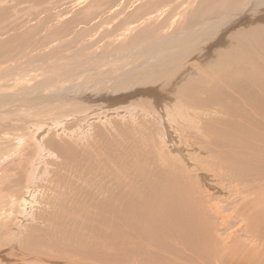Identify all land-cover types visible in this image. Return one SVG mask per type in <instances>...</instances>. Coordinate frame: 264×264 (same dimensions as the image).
Returning a JSON list of instances; mask_svg holds the SVG:
<instances>
[{
	"label": "bare ground",
	"instance_id": "bare-ground-1",
	"mask_svg": "<svg viewBox=\"0 0 264 264\" xmlns=\"http://www.w3.org/2000/svg\"><path fill=\"white\" fill-rule=\"evenodd\" d=\"M232 1L237 0H217L215 6H211L210 8L209 12L212 13L215 8L222 10L225 5L230 4V11L222 14L224 16L221 15V19H230L234 11H237L238 14H240L237 21L221 23V29L215 28L218 26V23L216 22L219 21V18L214 16L206 21H201L202 18L199 21L196 19H188L187 25L191 28L185 26V22L184 27H181V29L176 28L170 32L168 31L169 33L163 34L160 30L165 27V22H167L168 19L169 21L173 19L172 15L167 18V12L164 14L163 21L159 22L161 19L160 16L163 14L156 16V23L151 24V27L145 31L137 33L131 39L130 45L123 46L121 51H118L120 53L117 52V54L114 56L115 59H121L125 57L133 58L134 56L131 55L135 54L137 51H139V54L144 51H155L156 53L149 60H142L139 65H135L134 62L128 61L125 64V69L128 68V70H125L126 72L124 74L116 75V80L114 83H112V80L115 77L114 75H112L113 78L111 82H108L110 91L113 93L115 87H118L119 76H124V78L121 80L123 87L118 91H121L122 93L126 91L138 92V94H136L134 97L139 98L136 100L137 104L134 105L139 106L137 101H141V103L146 104L143 107L144 114L141 116V118H130L129 121L124 119L128 117L123 116L117 122L119 130H111V133L105 129L104 124L90 123L88 119L79 120V114L77 115L76 110L79 109L81 104H84L86 100L98 102V104L95 103L97 106L94 103V105H85V108L92 107L93 105L94 109L96 110L97 107L99 108L101 105L111 100L110 97L113 96V94L111 95L110 93H104V97H98L99 95H102V92L99 91L95 93L92 91L88 95L84 94L86 97L84 95L82 96L84 92H79L78 94L80 100L77 102L78 106L75 108L69 107L66 110H62V112L58 114L54 120L40 122L38 120L42 118V116H39L36 119L37 122L30 123V126L34 127L33 129L36 128L33 137L34 142L39 145V148L37 153H35L34 160L31 162L29 173L23 176V178L20 176L17 180H12L11 187L7 189L9 192L8 199L11 200L12 204L13 201H15L13 205L18 206L19 212L16 214L15 219H13V221L17 223L16 232L10 233L8 235V233L5 231L3 235L5 236L3 239V245H5L6 248H4L2 255L4 254L3 256L6 260L10 261L12 258L25 260L20 258V253L31 251V254L28 253L27 256L32 255V259L30 260H33L34 263L29 264H75L73 262L75 259H80L78 264H90L94 262H96V264H98V262L101 264H110L112 261H115V255H120L118 256V260L121 261L123 260V257L125 258L127 256V254L132 253L135 255L139 253V251H135L139 248H145L142 252L149 253L152 251V244L157 242L159 249L157 248L156 251L150 253V255L152 254L154 256V258L151 257L152 259H149L150 263L175 264L170 258H168L166 252H170L171 255L175 257L180 255L178 247L181 242L182 247L188 249L189 253H191L193 257H195V255L202 256L204 262L208 259L205 262L206 264L208 262H210V264H261L260 255H262V251L260 252L257 248L251 246H243L242 248V246L238 247L233 245L228 247L226 244H224L221 235L218 234L217 230L215 229L216 224L214 223L216 222V218L221 216V213L218 214L219 209L222 210L223 208L214 207V209V205L217 206V204H220L217 201H214L213 198H211L209 201H211V203L214 205L208 206L209 203L207 204V202H205L207 193L204 189L205 185L198 186L199 183L196 180L193 181L194 184H192L190 178L183 177L185 170H189L191 161L195 163V161L192 160L186 153L182 152L183 150L186 151V147L181 145L182 153L180 155L175 154L176 150L179 151L176 149V145L178 144L179 133L181 130H186L188 133L190 132V137L192 138L197 137L199 130H202L204 144L199 143V139L197 138L199 144L191 145V147H204L207 144L211 146L213 143L212 141L215 142L218 148L221 145V155L215 159L217 160L216 167L221 169V166H223L226 160H228V163H241L244 167L249 165V163L246 164V162L250 161H256V163L259 162V164L264 163V157L256 154L254 155L249 152L250 149L257 151L258 154L264 152V138L259 134L258 136L253 135V139H249L243 143H240L238 147H235L239 149H232L229 152L225 151V149L226 146L229 145V141L234 140L233 136H227L226 138L222 136L221 140L223 142L218 144V138L223 131H229L237 134L235 129L242 125L240 121H237L238 117L246 118V120L251 123L256 118V115L251 111V109L255 105L260 106L263 102L262 98H264V17L256 15L257 12L261 11V13L264 14V4H261L258 0H247L240 8H237L236 5L231 4ZM45 2L46 0H17L15 7H7L5 6V2L0 0V30L5 29L4 27L7 25L9 26L10 31H14L17 28L13 27L12 22L16 20V14L19 16L18 12L22 11L23 9L30 10L31 7H37L38 9V7L42 6ZM24 4H26L28 7H24ZM193 15H195V12H190L188 14L189 18ZM246 15L250 16V18L248 19ZM77 18L79 19L80 17ZM254 18L259 20L252 22V19ZM260 20L263 22L260 23ZM79 21H76V23H79ZM236 22H247L246 27H243L244 30H246L245 37L237 35L241 33V29L239 30L240 33L234 34L236 35V38L224 36L225 33L231 30L229 29L230 23ZM84 23H86L85 18L83 19L82 24ZM173 25H175V22ZM227 26L228 31H226ZM253 26L260 28L257 31L258 34L256 33L257 35L253 34L255 36H252L250 33L251 27L253 29ZM63 31L64 30H62V32ZM29 35L30 33L27 32L21 36L15 35L14 37H6L5 42L9 44V47L12 46L14 50L17 51V53L23 52L28 48L30 49V47L33 45L38 47L36 46V43L33 39L28 38ZM217 35L218 37H216ZM188 40L194 41L190 44V48L186 49L184 53L181 47L177 48L178 50L176 56L177 58L179 57V59L176 62L171 63L170 61L161 63L156 60L163 57L160 56L159 53L164 54V49L171 45L178 46L179 44ZM38 41L40 42V40ZM198 41L200 42L198 43ZM140 42L142 44H140ZM22 44L23 46H16ZM9 47L4 48L2 41H0V54L1 52L4 54L8 53ZM110 48L111 47H109V49ZM99 49H96V52L88 56L87 59L85 58L75 63L84 64L92 60H98L99 63L95 65V68L93 70H88V72L95 71L94 74H100L98 69L105 66V64H112V61H115L112 55L116 52L114 53L113 51L108 50L109 54L106 55L102 50V52H100ZM197 54L199 55L197 58H195ZM254 55L258 56L259 59H257L255 62V68L250 70L252 66L250 58H252ZM34 57V55L31 56V59ZM21 58H23V56L20 57V59ZM25 58L26 57L24 56L23 59ZM228 58H231L232 61L240 60L244 62L243 67L239 66L236 62L232 64V75H234V78L231 80L222 78V75L220 74ZM105 59L106 61L102 62ZM31 61L34 62V60ZM44 63L45 61L42 63L40 62L37 66V69H41ZM160 68L161 70L159 71L158 69ZM58 69H60V67L55 66V69H50L49 71V73L52 74L46 76L40 75V77L35 79L30 78V73L34 72L35 70L26 69L20 74H13L14 77L16 76L15 80L10 81L9 79H5L3 83L8 85L7 91L10 92L13 89L12 87H15V91L7 93L5 100L0 98V109L5 108L9 103H17L18 106L14 105V107L17 108L20 113H27L28 115L38 113L39 110H41V107L36 106H41L43 103V93L52 86L61 83V79L59 77L58 78L60 80L57 77H53L59 73ZM134 70H139V76H141V78L135 79V82L131 81L129 77V73H135ZM157 71H159V73H155ZM252 71H255V74ZM207 74L208 76H219L220 80L218 84L214 85L211 83L208 80V76H206ZM147 75L148 78L146 77ZM154 77L160 79V82L155 81ZM8 81L11 83H7ZM151 81H154V85H150ZM96 84L101 83L99 81ZM218 85L220 86L217 88ZM212 90H214V92L210 93L206 100H197L196 97L193 98V95H198L199 92H211ZM92 94H95L96 96L92 97ZM55 95H58V93H55ZM141 98L143 101L139 100ZM147 99L151 100V104L147 101ZM23 101L31 103V106L25 104ZM23 103L27 106H25ZM213 105L220 106L223 116H217L216 119L211 117L208 123H203L201 124L202 127H199L197 124H200L199 122L205 119L208 113L213 111L210 108ZM61 106L67 107L65 103H62ZM150 106H153L152 111ZM32 108H35L33 112ZM100 109H102V107ZM183 109L185 110V116ZM193 111L198 115H203L204 118L197 117V119L195 116L189 114ZM121 113L122 112L119 114ZM64 117H68L66 121H69L73 118H78L77 124H69L67 125V128H64V121H62ZM133 125L137 130L144 128V131L136 134L138 136L137 139L131 140L129 134L131 133L130 131L132 130ZM51 126L57 127L58 132L60 133L61 131V133L66 137L69 136L68 133H72L71 135L75 137L72 139H60V135L58 134L59 136L56 135L58 136V140L55 138L47 139V148V146L43 144L44 142L41 144V138L43 139L42 136L45 134L44 133L41 135V133L45 131L47 132V130L49 131ZM21 127L23 128L25 126L22 125ZM125 127L126 132L122 130ZM88 128H91L92 131ZM240 132H243V128L240 129ZM247 132L249 135L253 134L252 129H249ZM23 135L27 136V133H24ZM37 136H39L41 142L36 140ZM258 140H261L262 143L259 145L254 144ZM167 141H172L173 144L170 145L167 143ZM95 142H99V148L93 146ZM151 144L155 146L156 153H152L153 150L150 148ZM232 145L237 144L234 142ZM83 147H85V152L78 150V148ZM50 148L53 152L50 151ZM48 151L52 157H59V159H62V164L59 165V168L63 170L66 177L70 176V173H67L70 171V169L78 173V179L80 178L81 180V182H79L81 184L79 185L82 186H78L77 184L72 185L71 181L66 180L64 176L62 182L63 187L68 188V193L71 191L75 192L73 201L70 202L69 199L66 200V198L69 196L67 193H65L66 191H61L60 194L57 193L53 200L58 201L60 205L57 207L55 202H51L49 204L48 210V214H50V216L46 217L48 215H46L47 212L36 215L35 206L33 209L32 207L36 203L35 195L38 191L36 190L38 186L35 184L38 180H40V176L45 169V165L47 164L43 161ZM95 153H99V155L95 156ZM102 154H106V156H103L105 157V160L102 158L103 160L100 161V156ZM216 155L219 154L213 153V156ZM81 157L85 158V161H83ZM109 158L112 160V164L111 162L109 163V166L112 169L107 166V159ZM129 158L131 159L128 161ZM146 159L149 160V165L147 160L146 164L144 163L142 167L140 166V170L143 172H136V170H134L135 167L133 166H137L138 162L143 163ZM151 160L158 164L160 162L164 164L161 163L160 168L156 170ZM75 164H80V166L84 165L82 169L85 170L87 168L88 170L83 172L80 168L76 169L74 166ZM195 164L198 165L197 163ZM69 165H72L70 169ZM212 165L214 166L215 164H211L210 166ZM151 166L153 167L152 171L150 170L152 168ZM119 168L124 171L123 173L128 174L125 176L127 178H123L122 181L120 179ZM154 170L156 171L154 172ZM174 170H176L178 174L176 171L174 172ZM55 174L56 172L54 175ZM228 174L229 172H227V175ZM89 175H92V180L90 181L88 180ZM142 175H145V178L140 177ZM55 177L57 178V176ZM138 178L143 183H138ZM85 182L89 184H86ZM41 183L40 185L46 187V183ZM111 186H116V188H121L122 190L124 189L126 191L125 195H120V193L116 194V199L119 206H133L135 209L134 211L140 212V219L145 220V229L148 230V233L142 237L145 238L144 241H141V236L134 237L130 240L128 239L129 241H125V247H128V250L125 251V249L122 248L123 250L118 251L119 254H113L112 252L113 255L110 253L107 254L106 252H99L101 245H103V248L110 250L111 246H113V243L110 239H107L106 241V238L102 239L100 237H96L95 240L98 243L94 244L93 246L92 244H89L87 240L91 237L97 236V233L95 234L87 231L86 236H82L80 234L83 230H86L84 222L96 225V220H94L95 218H91L93 215H97L93 213V210H97L98 215L101 216V209H103V206L106 207L112 202L114 204V201H112V195L114 194L112 193L113 189ZM55 188L59 189V187ZM103 192L104 195L109 198L110 202L106 203L100 201L101 197L104 196L102 194ZM63 194L66 198H63ZM81 196L85 197L86 203L88 204L79 199ZM28 199H32L34 202H30ZM252 202H255V204L251 203V205H255L257 208L251 206V209L255 208L254 210H258L261 206L259 211H264V207H262L264 206V194L261 195V193H259L255 196V198H252ZM77 204H79V207H77ZM119 206L116 205V209H120ZM207 207L212 208L214 211L208 210ZM237 207L238 206H233L229 209H233V213L237 214L238 216L237 212L240 209ZM10 208L11 207L9 206V209ZM12 209L17 210L14 208ZM241 210L239 216L242 215ZM244 213L246 212L244 211ZM75 214L82 216L81 218L83 220L80 222L78 219H75L76 223L70 225L72 221L69 219H72V216H75ZM261 214H263V216L260 217L259 220H262L261 224H264V212ZM35 216L37 218H40V216H42L41 218L45 217L43 224H45L46 220H53L55 223L51 225L45 224L43 225L44 228L37 227L36 225L30 223L32 222V219L35 218ZM101 219L102 216L98 219V221ZM113 219L114 218L111 220ZM240 220L242 221V218H240ZM108 221L110 222V220ZM222 224L223 220L220 218V225ZM72 228L74 229L73 231ZM250 229L257 239L263 240L262 233L264 230L258 229L256 226H250ZM151 232L155 233L152 235V237L149 235ZM117 233L118 232L115 231V234ZM120 233L122 234V232L119 231V234ZM38 235L40 238L37 237ZM14 237L18 238L16 243L14 242ZM228 237L229 234L226 236V238ZM121 240L123 241L127 239L123 238ZM52 241H55L56 243ZM63 242L66 246L72 247L71 250L69 248L70 251L58 244ZM85 243L86 248L84 247ZM139 243H141V245ZM183 251L185 253L184 249ZM57 255H60L59 257L62 260H56V257L54 256ZM160 256L165 257L166 260ZM185 259L187 260V264H191L190 257L186 253ZM193 260L195 259L193 258ZM204 262L194 261L193 264H203ZM15 263L19 264L17 261ZM21 263L24 262L21 261ZM113 264L116 263L113 262Z\"/></svg>",
	"mask_w": 264,
	"mask_h": 264
},
{
	"label": "rangeland",
	"instance_id": "rangeland-1",
	"mask_svg": "<svg viewBox=\"0 0 264 264\" xmlns=\"http://www.w3.org/2000/svg\"><path fill=\"white\" fill-rule=\"evenodd\" d=\"M1 1H4L5 6L7 7H10V6L15 7L16 2H17V0H1ZM216 1L217 0H64V1L46 0V2L42 6H39L38 9L37 7L36 8L31 7L30 10L23 9L22 11L18 12L19 16L18 14H16V20L12 22L13 27L17 28L14 31H10L9 26L7 25L4 27L5 29L0 30V41H2L4 48L9 47V44L5 42L6 37L8 38L11 36L14 37L15 35L21 36L27 32L30 33L28 38L33 39L34 42L36 43V46H38V47H35L33 45L32 47H30L31 50L28 48V49H25L23 52H19V53H17V51H15L14 48L11 46L8 49V53L4 54L1 52L0 54V73H1L0 74V82H1L0 83V98L5 100L6 99L5 96H7V93L15 91V87H12L13 89L10 92L7 91L8 85L3 83L5 79H9L10 81L15 80L16 76L14 77L13 74H17V73L20 74L26 69L35 70L34 72L30 73L31 75L30 78L35 79V78L40 77V75L46 76V75L52 74V73H49L50 69H55V66H58L60 67V69H58L59 73L56 76L54 75L53 77H57V78L59 77L61 79L60 80L58 78L61 81L60 84L52 86L51 88H49L43 93V96H44V99L42 100L43 103L41 104V106H36V107H41V110H39L38 113H35L33 115H28L27 113H20L17 110V108L14 107V105L18 106L17 103L16 104L9 103L6 105L5 108L0 109V251H1L0 260L2 259L0 261V264H11V263L16 264L15 263L16 261L19 264L34 263L33 260H30L32 259V255L27 256L28 253L31 254V251L20 253L19 255L20 258H23L25 260H18V259L12 258V260L9 261L5 259V257L3 256L4 254L2 255V252H4V248H6V246L3 245V239L5 237L3 236L4 232L6 231L8 235L10 233L16 232L17 223H15L13 219H15L16 214L19 212L18 206L13 205L15 201H13V204H12L11 200L8 199L9 192L7 191V189L11 187L12 180H17L20 176H22L23 178V176L29 173V170L31 168V162L34 160L35 153H37L38 148H39V145H37V143L34 142V137H33L36 131V128L33 129L34 127L30 126V123L37 122L36 119L39 116H42V118L38 120L40 122H47L50 120H54V118H56V116L60 114L62 110H66L69 107L75 108L78 106L77 102H79L80 100L79 94H78L79 92H84L82 94L83 96L84 94L88 95L92 91L95 93L99 91L102 92V95H99L98 97L100 96L104 97V93H110L111 95L113 94L114 97L111 96L110 97L111 100L101 105L99 108L97 107L96 110L94 109L93 105L95 103L98 104V102L86 100V102L84 104H81L79 109L76 110L77 115L79 114L78 116L80 118L79 120L88 119L90 123L92 122L96 124H99V123L104 124L105 129H107V131L111 133V130L112 131L119 130V126L117 122L119 121L121 117L123 116L128 117V118H124L126 120H129L130 118H135V119L141 118V116H143L144 114L143 107L146 104L141 103V101H137L139 106L134 105V104H137L136 100L139 98V97H134L136 96V94H138V92L126 91L122 93L121 91H118L123 87L121 80L124 78V76L123 75L119 76L118 87L116 88L114 86L115 90L113 91V93L110 91L108 82H111L113 78L112 75L115 76L112 80V83H114L116 80V75L124 74L126 72L125 70H128V68L125 69V64L128 61H132L134 62L135 65H139L142 60H149L156 53L155 51H148V52L144 51L139 54L138 53L139 51H137L135 53L136 55L135 54L131 55V56H134L133 58L125 57L121 59L120 58L115 59L114 56L117 54L118 51H121V48L123 46L130 45V42L133 36H135L139 32H143L146 29L150 28L151 24L156 23V16H159L160 14L161 15L163 14V15L160 16L161 19L159 18L160 19L159 22L163 21L164 14H166L167 12H168L167 18L170 15L173 16V19H171L170 21L168 19V21L165 22L166 23L165 27H163L160 30L163 34L169 33L171 30L173 29L175 30L176 28L181 29V27H184L185 22H186L185 26L190 27L187 25L188 19H196L199 21L202 18L201 21L202 20L206 21V20L211 19L214 16L215 17L217 16L219 18V21H217L216 23H218L217 25L219 27L218 26L215 27L216 29H221L220 24L223 22L224 23L230 22V21L234 22L238 20L240 14H238L237 11H234L232 13V17L231 18L229 17L230 19H227V18L221 19V17L224 16L222 14L226 13L227 11H230L229 9L230 4L225 5V7H223L222 10L215 8L213 12L210 13L209 12L210 8L211 6L212 7L215 6ZM246 1L247 0H237V1H232L231 4H234L236 5L237 8H240L243 5V3ZM258 1H260L261 4H264V0H258ZM24 7H28V6L24 4ZM190 12H195V15L189 18L188 14ZM261 12H257L256 15H260L261 17H264V14ZM247 15H250V14H247ZM77 17H80L81 19L80 18L78 19ZM247 17L248 19L250 18V16H247ZM84 18H85L86 23L82 24ZM73 19L75 22L73 21ZM255 19L256 18L252 19V22L259 20V19L258 20L257 19L255 20ZM79 20L82 22H80ZM76 21H79L80 24L78 22L76 23ZM174 22H175V25H173ZM261 22L263 21L260 20V23ZM246 23L247 22L230 23L229 29L231 30L228 31L227 29L228 26H227L226 31L228 32L225 33L224 36L233 38L236 36L234 34L240 33L241 31V33L237 35L245 37L246 30H244L243 27H246L247 25ZM258 29L260 28L257 26H253V29L251 27V32H250L251 35L255 36L253 34H256V33L258 34L257 32ZM62 30L64 31L62 32ZM219 34L222 35L221 33ZM228 34L229 35L232 34V35L229 36ZM218 35L216 37H218ZM38 40H40V42ZM193 41L194 40H188L184 43L179 44L178 46H174V45L169 46L168 48L164 49L165 51L164 54L159 53V55L163 57L158 58L156 60H158L161 63H166L170 61L171 63L176 62L179 59V57L177 58L176 56V53L178 50L177 48L181 47L184 53L186 49L190 48L189 46ZM199 42L200 41H198V43ZM140 44L142 43L140 42ZM16 46L17 47L23 46V44L16 45ZM109 47L111 48L109 49ZM96 49L97 50L99 49L100 52L103 51L106 55L109 54L108 50L113 51L114 53L116 52L115 54L112 55V57H114L115 59V61H112V64H105V66L98 69L100 74H94L95 71L88 72V70H93L95 68V65L99 63L98 60H92L84 64L75 63L85 58L87 59L88 56L96 52ZM32 51L35 52L36 54L33 53ZM33 55L35 57L31 59V56ZM198 55L199 54H197L195 58H197ZM22 56L23 58L24 56L26 58L20 59V57ZM250 59L252 62V66L250 70H253L255 68V62L257 61V59H259V57L254 55ZM31 60H34V62ZM44 61L45 63L43 67L38 70L37 69L38 64ZM105 61L106 59L103 60L102 62H105ZM234 62H236L241 67H243L244 65L243 61H240V60L232 61L231 58H228L227 62L225 63L223 67V70L220 73L222 75V78H226V80H231L234 78V75H232V71H233L232 64ZM134 64H133V67H134ZM114 70H115V73H114ZM158 70L160 71L161 68ZM134 71L135 73H129V77L131 81L133 82H135V79L141 78V76H139L140 74L139 70L138 71L134 70ZM159 71L155 73H159ZM252 72L255 74V71H252ZM206 76H208V74ZM146 77L148 78V75ZM154 80L157 82H160V79L156 77H154ZM208 80L214 85H217L220 79H219V76H208ZM10 81H8L7 83H11ZM99 81L101 84H96ZM95 85L96 87L98 86L97 90H96ZM150 85H154V81H151ZM219 86L220 85H218L217 88ZM214 90H212L211 92H199L198 95H193V98L196 97L197 100L199 99L206 100L208 95L214 92ZM55 93H58V95H55ZM95 96H96L95 94H92V97H95ZM92 97H89V98H92ZM133 98L135 99V101ZM139 100H142V98ZM147 101L151 104V100L147 99ZM262 101L263 102L261 103L260 106L255 105L251 109V111L256 115V118L251 123H249L246 120V118L238 117L237 121H240L242 125L235 129L237 134L233 132H229V131H223L221 133V135L218 138V144H221L223 142L221 140L222 136L225 138L227 136H233V139H234L233 141H229V145L226 146L225 151L229 152L232 149H239L235 147H238L240 143H243L249 139H253L252 138L253 135L258 136L259 134L260 136L264 138V111H263L264 98H262ZM23 102L28 105L31 104V103H27V101H23ZM62 103H65L67 107L61 106ZM89 104H93L92 107L85 108L86 107L85 105H89ZM101 107L102 109H100ZM35 108H32V112L34 111ZM210 108L213 111L211 113H208L205 119H203L204 118L203 115L201 114L198 115L194 111L189 113L192 116H195L196 118L203 117L202 118L203 120L199 122L200 124H197L199 127H202L201 124L203 123H208L211 117L216 119L217 116H223L220 106L213 105ZM150 109L152 111L153 106H150ZM10 111L14 113H11ZM120 112L122 113L119 114ZM183 112L185 116L186 114H185L184 109H183ZM67 118L68 117H64L62 119V121H64V128H67V125L69 124H72V125L77 124L78 118H73L69 121H66ZM22 125L25 127L22 128L21 127ZM50 128L51 129L49 131L47 130V132L45 131L41 133V135H43L44 133L46 134L42 136L43 137V139L41 138L42 142L40 141L39 136H37L36 138V140L40 141L41 144L44 142L43 144L47 146V148H48V141H47L48 138L49 139L55 138L58 140L59 135H60L59 137L60 139H63V138L72 139L75 137L71 135L72 133H68L69 136L66 137L65 135L61 133L60 130H59L60 133L58 132L57 127L51 126ZM241 128H243V132H240ZM88 129L92 131L91 128H88ZM249 129L253 130L252 135L248 134L247 131ZM122 130L126 132V127L123 128ZM141 131H144V128L137 130L136 127H134L133 125L132 130L130 131L131 133L129 134V136L131 137V140L137 139L138 136L136 134L141 133ZM202 132H203L202 130H199L197 137H194V138L190 137V132L188 133L186 130L184 131L181 130L179 133L178 144L176 145L177 146L176 149H178L179 151L176 150L175 154L180 155L182 152H184L192 160H194L195 163L198 164L196 165L195 163L191 161L190 168L189 170L188 169L185 170L183 177L190 178L192 184H194L193 181L196 180L199 183L198 186L205 185L204 189L207 192L206 197H205V202H207V204L209 203L208 206L214 205L213 203H211V201H209L211 198H213L214 201H217L221 205V207L218 204L217 206L214 205L213 208L218 207V208L225 209V210L219 209L218 214L221 213L220 214L221 216L218 215L220 217H217L218 219L216 218L215 220L216 222H214L216 224L215 229L217 230L218 234L221 235L224 241V244H226L228 247L233 245V246H238V247L242 246V248L243 246H251V247L257 248L260 252L262 251L261 252L262 255H260V260H261V264L262 263L264 264V258H263L264 257L263 256L264 255V252H263L264 251V247H263L264 246V232L262 233L263 240H260L254 236V234L252 233L250 229V226H254V227L256 226V228L264 230V224H261L262 220H259L260 217L263 216V214L261 213L264 212V211L261 212V210L259 211L261 206L260 207L258 206L259 207L258 210H254L255 208L251 209V206L257 208V206L251 205V203L255 204V202H252V198L253 197L255 198V196L258 195L259 193H261V195L264 194V163L260 162L261 164H259V162L256 163V161H250V162H246V164L249 163V165H246L244 167L241 163L239 164L237 162L228 163V160H226L223 166H221L222 168L220 169L219 167H216L217 160L215 159L221 155L220 154V150L222 147L221 145L218 148L215 142L212 141L213 143L211 146L207 144L204 147L203 146H200L197 148L191 147V145H198L199 143L204 144V138H202ZM24 133H27V136H24L23 135ZM197 138L199 139V143L197 141ZM234 142L237 145H232ZM98 143L95 142L93 146L96 148H99ZM167 143L170 145L173 144L172 141H167ZM261 143L262 141L258 140L254 144L259 145ZM181 145L186 147V151L181 150L182 148ZM150 148L153 150L152 153H156V149L153 144L150 145ZM78 150L81 152H85V147L78 148ZM50 151L53 152L51 148H50ZM249 152H251L254 155L256 154V155H260L261 157H264V152H262L261 154H258L257 151L251 150V149L249 150ZM213 153L219 154V155L213 156ZM98 155L99 153H95V156H98ZM103 156H106V154H102L100 156L101 158L100 161H102L103 159L105 160V157ZM81 159L85 161V158L81 157ZM130 159L131 158H129L128 161ZM147 160L148 159L144 160L143 163L138 162L137 166H133L135 167L134 170H136V172H143L140 169L144 163L146 164ZM111 161H112L111 158L107 159V166L109 168H111L109 166V163ZM43 162L47 164L45 165V169L42 175L40 176V180H38L37 183L35 184L36 186H38L36 188V190L38 191H37V194L35 195L36 203L33 205L32 209L35 206L36 215L39 213L43 214L45 212H47L46 213L47 215L48 210H49V204L51 202H55L57 204V207L60 205L58 201L53 200L57 193L60 194L61 191H64V192L66 191L65 193H67L72 198H70L69 196L66 198L64 194L62 196L63 198H66V200L69 199L70 202L73 201V197L75 195L74 191H71L70 193H68L67 192L68 188L63 187L62 182H63V178L65 175H64L63 170L59 168V165L62 164V159H59V157L58 158L52 157V155H50L48 151ZM161 163L162 162L158 164V163H155V161H152V164L154 165V168L156 170L160 168ZM211 164H215V165L210 166ZM148 165H149V160H148ZM71 166L72 165H69V169L71 168ZM74 166L76 169L80 168L83 172L85 170L86 171L88 170L87 168L85 170L82 169L84 165L80 166V164H75ZM150 170L152 171L153 167ZM156 170H154V172ZM175 171L176 170H174V172ZM55 172L56 174L54 175ZM119 172H120L121 181L123 180V178L125 179L127 178L125 176H127L128 174L123 173L124 171H122L120 168H119ZM227 172H229L228 175H227ZM67 173H70V176L68 177L65 176L66 180L71 181L72 185L77 184L78 186H82V185H79L81 184L79 183L81 182V180L80 178L78 179L79 175L76 171L70 169V171ZM176 173L178 174L177 171ZM55 176H57V178ZM88 177H89L88 179L89 181L92 180V175H89ZM140 177L145 178V175H142ZM137 182L140 184L143 183L139 178L137 179ZM40 183L41 184L46 183V187H44L43 185H40ZM86 184H89V183H86ZM55 187H59V189ZM111 188L113 189L112 193L114 194L112 195L114 198V199L112 198V201H114V204L112 202L110 205H107L106 207L103 206V209H101L102 219L100 221H98V219L101 217L98 215V211L93 210V213L97 215H93L92 217L91 216L90 217L92 219L95 218L94 220H96V225L95 224L92 225V224H88L87 222H84L86 230H83L80 234L82 236L84 235L86 236L87 231L95 233V234L97 233L96 234L97 236L91 237L87 240L88 243L92 244L93 246L94 244L98 243L95 240L96 237H100L102 239L106 238L105 239L106 241L107 239H110L113 243V246H111L110 250L103 248V245H101L99 252L100 253L106 252L107 254L108 253L112 254L113 252V254H119L118 252L119 250H123V249H125V251L128 250V247H125V241H129L130 239L134 237H140V236H141L140 237L141 241H144L145 238H142V237H144L145 234L148 233L147 232L148 230L145 229V225H144L145 220L140 219L141 218L140 212L134 211L135 209L133 206L127 205L129 208L126 205L124 206L121 205L122 207L119 206L117 199H116V194L120 193V195H125L126 191L124 189L122 190L121 188H116V186H111ZM102 194L104 195V192ZM79 199L82 200L84 203H86L85 197L81 196V198ZM28 200L32 203L34 202V200L32 199H28ZM100 201L101 202L103 201L106 203L110 202L109 198L106 195L102 196ZM116 205H118L120 209H116ZM9 206L11 207L10 209H9ZM233 206L234 207L238 206L237 208L240 210L243 209L241 210L242 215L239 216L240 210L237 212L238 213V216H237V214L233 213V209L232 210L229 209L230 207H233ZM77 207H79V204H77ZM12 208L17 209V210H13ZM207 209L210 211L213 210L210 207H207ZM244 211L246 213H244ZM49 216L50 214H48L46 217H49ZM246 216H247V219H246ZM41 217L42 216H40V218H37L36 216L35 218L33 217L34 219H32V222L30 223L36 225L37 227H42V228H44L43 225L45 224L51 225L55 223V221L53 220H50V221L46 220L45 224H43L45 221V217L44 218H41ZM81 217L82 216H80L79 214H75V216H72V219H69L70 221H72L70 225L71 224L73 225L74 223H76L75 219H78V221L82 222L81 220L83 219ZM112 218L116 220L114 219L111 220ZM220 218L223 220L222 225H220ZM240 218H242V221L240 220ZM103 219L105 222L103 221ZM107 219L110 220V222ZM33 221H35L36 223ZM117 222H120V223H117ZM11 224H14V225H11ZM73 228H72V231L75 229ZM115 231L118 233L115 234ZM119 231L122 232V234L121 233L119 234ZM153 234L155 233L154 232L149 233L150 237H152ZM228 234H229V237L226 238ZM37 237L40 238L39 235ZM122 237L127 240L122 241L121 240L123 239ZM17 239H18L17 237H14L15 243ZM52 242H55V241H52ZM58 244L61 247L63 246V248H65L68 251H70L72 248V247L66 246L64 242L58 243ZM139 244L141 245V243ZM85 246H86V243L84 244V247ZM157 248H158V243L154 242L152 244L151 252L145 253V252H142L145 248H139L135 250V251H139V253L135 255H133L132 253L127 254V256L125 258L123 257V260L121 261L118 260V256L120 255H115L116 256L115 261H112L110 264H113V262H115L116 264H146V263L151 264L149 259H152L151 257L154 258V256L152 254L150 255V253L156 251ZM102 249L105 251H103ZM178 249L180 251V255L176 257L171 255L170 252H166L168 258H170L175 264H187V260L185 259V253L189 255L191 264H193L194 261L204 262L202 256L195 255V257H193L192 254L189 253L188 249L182 247L181 242L179 244ZM183 249L185 250V253ZM59 256L60 255H57L54 257H56L55 258L56 260H62L60 259ZM160 257H163V256H160ZM193 258L195 260H193ZM163 259H165V257H163ZM75 260L73 261L75 264H78L79 263L78 261H80V259H75ZM21 261L24 263H21ZM90 264H96V262L90 263ZM98 264H101V263L98 262ZM207 264H210V262H208Z\"/></svg>",
	"mask_w": 264,
	"mask_h": 264
}]
</instances>
